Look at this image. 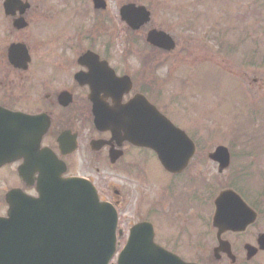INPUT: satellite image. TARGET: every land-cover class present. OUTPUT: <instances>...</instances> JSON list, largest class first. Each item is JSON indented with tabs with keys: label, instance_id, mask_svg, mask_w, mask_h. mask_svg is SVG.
<instances>
[{
	"label": "flooded vegetation",
	"instance_id": "af4514ba",
	"mask_svg": "<svg viewBox=\"0 0 264 264\" xmlns=\"http://www.w3.org/2000/svg\"><path fill=\"white\" fill-rule=\"evenodd\" d=\"M49 1L0 0V116L11 114V124L22 140L13 147L18 153L11 172L24 157L51 159L63 166L62 177L90 180L100 200L114 205L122 220L151 222L155 242L184 262L258 264L264 249H258L257 241L263 233L251 235L253 224L243 232L235 231L236 223L248 221L253 212L255 220L264 218V183L257 189L246 187L256 172L255 153H231L228 167L220 170L210 152L200 149L199 144L209 139L198 128L196 151L185 161H175L176 170L171 172L164 166L168 162L128 138L126 127L135 126L136 117L144 114L124 112L125 130L118 134L96 129L95 106L115 110L135 98L137 106L151 105L176 125L172 118L178 107L176 95L161 87L167 81L156 74L163 62L157 55L145 54L151 51L149 46L137 39L113 40L110 7H83L80 11L89 24H77L76 16L66 13L71 0H60L61 10ZM156 167L161 179H151ZM210 170L215 173L209 174ZM259 171L256 176L264 182V169ZM13 175L15 183L5 191L15 187L36 196V171L27 182ZM114 175L122 177L130 190L124 191L126 186L121 187ZM226 190L237 194L248 209L230 203L219 214L224 226L216 228L214 200ZM139 195L148 201L144 208L138 206ZM173 204L168 215L166 210ZM4 208L1 197L0 214ZM189 214L199 220L202 231L185 228L193 220ZM173 224L179 227L176 232L170 230Z\"/></svg>",
	"mask_w": 264,
	"mask_h": 264
},
{
	"label": "rangeland",
	"instance_id": "374dc122",
	"mask_svg": "<svg viewBox=\"0 0 264 264\" xmlns=\"http://www.w3.org/2000/svg\"><path fill=\"white\" fill-rule=\"evenodd\" d=\"M109 1L113 40H125L118 9L128 2L143 4L151 13L149 23L139 30L136 38H141L144 31L150 28L162 29L174 38L175 50L164 53L151 49L145 53L157 55L163 62L156 74L160 80L166 81L170 73L172 76L176 73L174 77L185 87H168L169 92L179 95L183 92V97L186 96L185 103L172 113L173 120L185 129L197 131L199 128L200 131L203 128L209 139L200 143V149L204 148L205 151H212L218 145H230L234 152L256 153V172H252L246 187L260 188L264 183L258 177L261 173L259 170L264 169V0ZM71 2L66 13L74 14L77 24H89V19H85V13L80 10L83 7L92 10L91 0H83L82 4L81 0L79 3L77 0ZM49 4L54 9H63L60 0H50ZM251 53L259 63L254 61L247 65ZM244 58L247 60L243 61ZM185 75L190 77L188 85L179 80ZM196 135L201 133L196 132ZM13 167L10 163L0 169V198L3 191L15 183L11 172ZM213 173L215 171L210 170L209 174ZM112 178L120 186H126H121L124 191L130 190L122 177L114 175ZM153 178H162L157 167L151 176ZM132 192H129L130 196ZM147 204L146 197L139 195L138 206L144 208ZM174 208V204L169 206L167 214L170 215ZM124 211H128V207ZM192 217V222L185 228L202 231L199 220ZM126 225L123 223L122 227ZM178 228L173 224L170 230L176 232ZM257 232H264V218L257 220L249 233L253 235ZM256 261L264 264V255Z\"/></svg>",
	"mask_w": 264,
	"mask_h": 264
},
{
	"label": "water",
	"instance_id": "95a60500",
	"mask_svg": "<svg viewBox=\"0 0 264 264\" xmlns=\"http://www.w3.org/2000/svg\"><path fill=\"white\" fill-rule=\"evenodd\" d=\"M94 3L97 8L103 7L98 0H94ZM120 16L132 29L139 28L140 25L149 20V12L143 6H135L134 4L122 6L120 8ZM146 39L150 44L165 50L174 48L173 40L163 31L152 29ZM121 114L122 111L118 109L113 113L112 117L115 120L117 117H121ZM94 115L95 124L100 129H109L111 131L125 130L123 126L111 124L113 120L105 121L104 116L100 112L94 111ZM127 128L130 130L129 127ZM134 128L136 130L134 132L136 140H139L140 144L155 150L162 161H170L169 153L174 151L177 153L185 152L188 155L193 151L192 143L182 131L175 127L171 128V133L166 132L169 131L166 125L162 128L157 125L142 128L139 125ZM169 136L176 137V139L168 138ZM186 143L190 145L187 150L181 147V145ZM211 158L217 161L221 167L226 166L228 162L227 149L222 146L217 147ZM11 160L10 158L6 160L0 158V165ZM24 167L26 165L19 168V174L22 177H25L23 173ZM168 168L175 169L174 167ZM81 195L82 203L81 210L77 215L78 219L75 220V223L72 221L64 222L65 227L68 226L69 228L66 229L65 234H63L64 231L58 233L52 230V227H57L59 222H55L51 218L52 214H49L51 207L46 206L43 202L33 205V207L38 209L32 216L38 222L43 223L42 226L45 227V233L41 239L32 240L29 237H19L13 228L10 227L9 222L0 220V264H107L114 252L115 215L114 213L109 214L108 210L99 205L96 195L90 190L89 186L84 185ZM36 203H39V200ZM95 210L104 216L101 229L91 225L93 217L98 213ZM132 231L133 234L131 233L130 238L143 231L148 236L147 239H143V246H154L150 228L148 230L143 225H136ZM100 234L107 235V237L98 238ZM69 236H71L70 239H68ZM128 243V246L137 244V239H130ZM58 244L62 245L57 246ZM260 244L264 248V235L260 237ZM56 248H61V253L55 252ZM118 264H123L121 255L119 256Z\"/></svg>",
	"mask_w": 264,
	"mask_h": 264
}]
</instances>
